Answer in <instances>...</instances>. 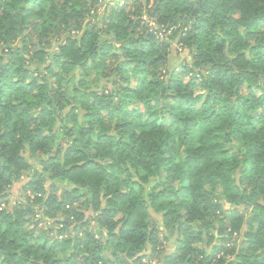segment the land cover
<instances>
[{
	"label": "trees",
	"instance_id": "trees-1",
	"mask_svg": "<svg viewBox=\"0 0 264 264\" xmlns=\"http://www.w3.org/2000/svg\"><path fill=\"white\" fill-rule=\"evenodd\" d=\"M104 2L0 0V264H264V0Z\"/></svg>",
	"mask_w": 264,
	"mask_h": 264
},
{
	"label": "rangeland",
	"instance_id": "rangeland-1",
	"mask_svg": "<svg viewBox=\"0 0 264 264\" xmlns=\"http://www.w3.org/2000/svg\"><path fill=\"white\" fill-rule=\"evenodd\" d=\"M126 0H105L102 8L100 9L99 8V13L98 15H102L104 12H105V9H106V6H109V5H117V3L119 5H123L124 2ZM133 0H131V3H132ZM108 12V11H107ZM105 15H107V13H105ZM101 17V16H99ZM151 27H155L153 24H151ZM2 55V51H1V48H0V56ZM192 61V57L189 53V51L187 50H182V49H174L173 53L170 54V68L173 69H177L178 67L182 66L185 62H188L190 63ZM55 67V70H56V65H54ZM181 73V71H179V74ZM65 77H67V75L64 74ZM188 79V78H186ZM136 81L135 80H132L130 83H129V86H132V87H135L136 86ZM105 85V82L104 83H96V85H93V84H89V86L91 87V89L95 90V89H99L100 86H104ZM245 93H247V88H245ZM139 113V115H142L144 114L145 112V108L140 105L138 106L137 110L135 112ZM138 116V115H137ZM228 149V148H227ZM236 150H234L235 152ZM25 157L27 158V160L29 161L30 164L33 165V167H36L37 166V160L35 158H32L29 154V152H26L25 153ZM32 171H29L27 172L23 178L18 181L13 187L12 189L7 193L6 196L0 198V209H5V208H9L11 206H13L14 204L16 203H22V204H30L32 205V207L35 209V210H40L42 209L43 211V208H40V206H38L37 204L33 203L34 202V197L35 195L30 192V188H29V183L32 181ZM163 181V182H162ZM162 182V183H161ZM159 186V189L165 187V186H173V187H178L179 186V183H173V184H169V182L166 181V178H165V175L161 176L160 178L156 179V180H153L150 187L152 186ZM208 190H214L216 192V194H219L220 192V187L219 186H215L214 188L209 186L208 187ZM222 201V199H220ZM227 206V209H229V205H226ZM151 214V218L152 220L154 221V225L157 226L159 228V230L161 231V240L163 241L164 243V254H171L173 253L174 249H176V234H170L168 235V238L167 240H164V234H166V230L163 226V223H162V216L161 215H158L156 214L153 210H151L150 212ZM40 227H44V228H47V224L46 223H41ZM98 239L100 240H103L102 236H98ZM62 256V255H61ZM155 264V263H153Z\"/></svg>",
	"mask_w": 264,
	"mask_h": 264
}]
</instances>
